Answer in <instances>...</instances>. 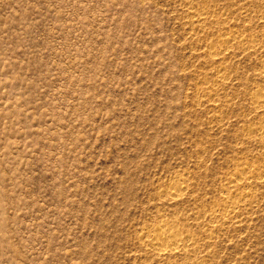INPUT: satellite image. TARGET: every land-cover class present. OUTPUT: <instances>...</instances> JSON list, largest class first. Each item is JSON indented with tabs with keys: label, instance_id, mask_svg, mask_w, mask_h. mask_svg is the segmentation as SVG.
<instances>
[{
	"label": "rangeland",
	"instance_id": "obj_1",
	"mask_svg": "<svg viewBox=\"0 0 264 264\" xmlns=\"http://www.w3.org/2000/svg\"><path fill=\"white\" fill-rule=\"evenodd\" d=\"M0 264H264V0H0Z\"/></svg>",
	"mask_w": 264,
	"mask_h": 264
},
{
	"label": "bare ground",
	"instance_id": "obj_2",
	"mask_svg": "<svg viewBox=\"0 0 264 264\" xmlns=\"http://www.w3.org/2000/svg\"><path fill=\"white\" fill-rule=\"evenodd\" d=\"M201 15H203L202 11L199 12L197 16L202 17ZM233 36L235 37V35ZM225 40L229 41L230 36L225 38ZM180 187L182 188V186H179L177 184L174 186L175 191H173L174 193L173 197L178 196L179 191H181ZM225 205H226V202H225ZM190 238L188 237V235H183L180 232L176 231V229L174 228L173 222H169V221L163 222L162 221L161 224L153 231V234H152L153 240L151 241V245L155 250L158 251L159 254H170L171 255V253H174L177 250L181 249L180 248L181 246L182 247L185 246L186 242L189 241ZM167 240H170L171 243H168Z\"/></svg>",
	"mask_w": 264,
	"mask_h": 264
}]
</instances>
